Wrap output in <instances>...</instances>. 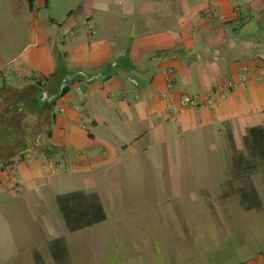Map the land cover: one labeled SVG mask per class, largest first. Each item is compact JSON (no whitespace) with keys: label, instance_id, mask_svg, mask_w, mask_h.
<instances>
[{"label":"crops","instance_id":"1","mask_svg":"<svg viewBox=\"0 0 264 264\" xmlns=\"http://www.w3.org/2000/svg\"><path fill=\"white\" fill-rule=\"evenodd\" d=\"M72 1L0 0V169L15 159L24 163L30 153L35 161L20 166L34 180L40 154L43 166L56 156L66 171H91L154 147L189 159L197 152H190L191 140L214 151L221 141L223 177L197 193L213 213L216 203L223 213L233 204L263 215L256 187H264V161L232 162L228 134L234 150L243 151L247 131L264 128V0ZM64 85L69 91L58 98ZM11 91L16 97L9 102L4 98ZM211 93L209 104L168 113L169 99L179 109V96ZM231 181L234 188H253L260 205L243 208L252 191L231 192ZM96 193L108 220L106 202ZM52 239L42 249L48 261L40 249L31 250L34 264H56ZM243 264H264V250Z\"/></svg>","mask_w":264,"mask_h":264},{"label":"rangeland","instance_id":"2","mask_svg":"<svg viewBox=\"0 0 264 264\" xmlns=\"http://www.w3.org/2000/svg\"><path fill=\"white\" fill-rule=\"evenodd\" d=\"M72 3L63 0L62 5ZM6 70L12 81V67ZM14 97L11 91L4 99ZM220 145L216 142L214 151L191 140L190 152L192 147L197 152L189 159L167 157L163 147H154L133 159L122 155V163L114 167L91 171L72 166L66 171L56 156L43 166L46 156L40 154L39 178L34 180L23 176L22 161L15 159V165L0 169V264H34L31 250L43 251L46 241L63 235L70 245L69 264L245 263L256 250H264V213H242L233 204H226L229 212L223 213L216 203L213 213L197 193L223 177ZM25 157L21 165L35 161L36 155ZM174 165L177 170L171 172ZM81 189L99 193L109 219L70 234L54 197ZM256 189L264 200V187Z\"/></svg>","mask_w":264,"mask_h":264},{"label":"trees","instance_id":"3","mask_svg":"<svg viewBox=\"0 0 264 264\" xmlns=\"http://www.w3.org/2000/svg\"><path fill=\"white\" fill-rule=\"evenodd\" d=\"M32 80L36 84L42 82V78ZM3 88V87H1ZM69 91L68 85H64L59 97L64 96ZM54 104V102H53ZM52 105L49 110L52 113ZM54 119L52 114L51 121ZM229 142L231 144L232 162H260L264 161V128L253 127L249 129L242 139L243 151H236L232 146L231 135L228 134ZM236 173V172H235ZM242 173H237L239 176ZM231 192H240L241 195H248L252 191L253 196H247V199L241 204L243 208L250 209L260 205L256 193L253 188H249L248 184H244L240 188H234V182H229ZM256 199L255 203L251 199ZM57 210L63 220L64 226L68 233H75L85 228L100 224L106 220V212L99 196L96 192H88L84 190H77L73 192L57 194L54 197ZM50 254L56 264H69V252L67 251L66 240L63 236L56 237L49 242Z\"/></svg>","mask_w":264,"mask_h":264},{"label":"built area","instance_id":"4","mask_svg":"<svg viewBox=\"0 0 264 264\" xmlns=\"http://www.w3.org/2000/svg\"><path fill=\"white\" fill-rule=\"evenodd\" d=\"M221 87L220 85H216L215 86V92H220L221 91ZM167 88L171 89L172 85L170 83L167 84ZM214 94V92H212ZM212 93L205 99H202L200 96L198 95H194V96H189V95H181L178 98V105H179V109H177L176 107L173 106L172 101H170L171 99H169V106H168V113L169 114H176L178 113L180 110L185 109V108H191V107H200L203 106L205 104H209L211 102V95ZM165 96V95H164ZM163 96V97H164ZM169 97V95H167V98Z\"/></svg>","mask_w":264,"mask_h":264}]
</instances>
